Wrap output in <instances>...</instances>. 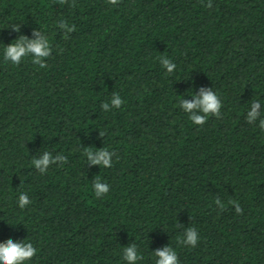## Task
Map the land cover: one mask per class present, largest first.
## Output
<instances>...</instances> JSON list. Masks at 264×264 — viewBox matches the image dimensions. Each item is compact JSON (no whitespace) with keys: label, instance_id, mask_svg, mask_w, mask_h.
Listing matches in <instances>:
<instances>
[{"label":"trees","instance_id":"obj_1","mask_svg":"<svg viewBox=\"0 0 264 264\" xmlns=\"http://www.w3.org/2000/svg\"><path fill=\"white\" fill-rule=\"evenodd\" d=\"M207 3L0 0V243H32L25 264H127L133 243L137 264L166 246L179 264H264V129L246 121L254 101L264 118V0ZM61 21L75 26L67 38ZM34 31L49 39L47 66L6 62ZM201 88L222 104L202 126L180 107ZM113 93L124 103L105 112ZM101 148L112 167L88 163ZM45 152L67 162L41 174L32 160ZM189 227L195 247L177 242Z\"/></svg>","mask_w":264,"mask_h":264},{"label":"clouds","instance_id":"obj_2","mask_svg":"<svg viewBox=\"0 0 264 264\" xmlns=\"http://www.w3.org/2000/svg\"><path fill=\"white\" fill-rule=\"evenodd\" d=\"M60 5H64L68 0H57ZM108 3L117 5L119 0H108ZM211 0L205 7H211ZM60 29L64 30L65 38L68 34L75 30V26H70L67 22L61 21L58 25ZM12 30L18 32L19 24L12 25ZM33 35L35 39L29 40L25 36H20L14 40V43H10L5 47L4 60L11 62L13 65H19L25 58L30 57L31 61L35 65H39L40 68L46 67V59L52 54V48L50 46L49 39L41 32L34 31ZM160 64L166 69L168 74L173 73L176 69V64L165 56L159 57ZM191 102L181 100L180 107L188 114L189 120L195 125H203L209 116L219 117L220 109L222 107L221 100L212 89L201 88L198 95H192ZM124 101L121 97L113 93L110 103L105 102L101 104L103 111L108 112L111 108H120ZM261 104L259 101H254L251 104L250 110L246 114V121L249 124L255 123L259 120V127L264 129V118H261ZM101 136L104 133H100ZM88 163L93 165L103 166L105 168L112 167V157L114 152L109 151L107 148H101L99 150L88 149L84 152ZM67 162V158L63 155L53 156L49 152L43 153L39 158H34L32 164L41 174L46 173L48 168L53 164H63ZM93 190L97 198L103 197L109 192V185L102 182L99 177L93 181ZM27 194L21 193L18 197V207L24 209L29 205ZM215 203L223 210L224 205L217 198ZM235 208L237 214H243V209L237 201H229ZM177 227L179 225L177 224ZM199 240L198 233L195 228H187L184 232L183 239H178V244H184L191 247H195ZM37 253V249L30 242H14L9 239L4 243H0V264H25L26 261L31 260ZM157 257L155 264H179L176 251L166 246L162 250L154 252ZM143 257L138 254L137 246L133 243L123 250V259L127 264H137V261Z\"/></svg>","mask_w":264,"mask_h":264}]
</instances>
